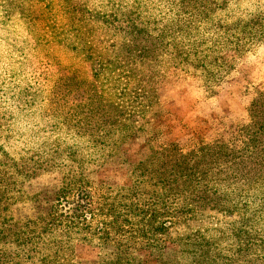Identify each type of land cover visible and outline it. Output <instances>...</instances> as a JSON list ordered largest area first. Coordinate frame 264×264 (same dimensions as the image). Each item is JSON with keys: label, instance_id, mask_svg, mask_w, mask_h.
Wrapping results in <instances>:
<instances>
[{"label": "trees", "instance_id": "16d2710c", "mask_svg": "<svg viewBox=\"0 0 264 264\" xmlns=\"http://www.w3.org/2000/svg\"><path fill=\"white\" fill-rule=\"evenodd\" d=\"M262 43L264 0H0V264H73L78 246L131 264L137 240L180 264H264V98L229 147L153 149L154 174L137 165L101 202L87 178L144 130L166 65L210 91L219 48ZM54 174L49 212L28 218L32 182Z\"/></svg>", "mask_w": 264, "mask_h": 264}, {"label": "rangeland", "instance_id": "374dc122", "mask_svg": "<svg viewBox=\"0 0 264 264\" xmlns=\"http://www.w3.org/2000/svg\"><path fill=\"white\" fill-rule=\"evenodd\" d=\"M208 66L219 78L210 91L200 72L174 71L166 65L159 108L144 130L128 140L119 157L89 169L87 178L96 202H101L111 188L129 187L132 169L137 165L154 174L153 149L165 150L174 158L197 147H229L232 140L251 129L250 115L264 98V43L248 52L221 47L208 60ZM1 68L7 69L4 61ZM10 88L11 85L3 84L2 90L8 92ZM3 100L0 97V110L5 112L3 108L12 105ZM59 185L56 174L35 179L32 192L36 201L27 206L26 216L46 215ZM257 196L263 198L261 192ZM103 254L105 251L97 247L78 246L73 264H98V257ZM125 257L131 264H180L177 246L153 248L141 240L128 245Z\"/></svg>", "mask_w": 264, "mask_h": 264}]
</instances>
